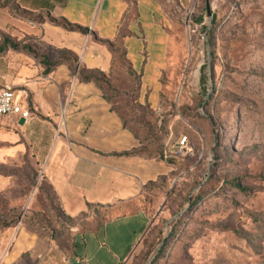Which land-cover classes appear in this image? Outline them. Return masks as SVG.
<instances>
[{
    "label": "crops",
    "instance_id": "obj_1",
    "mask_svg": "<svg viewBox=\"0 0 264 264\" xmlns=\"http://www.w3.org/2000/svg\"><path fill=\"white\" fill-rule=\"evenodd\" d=\"M169 1L0 0V87L25 90L31 116L0 118V164L34 159L65 220L60 231L37 221L1 232L0 264H123L138 246L151 190L172 169L166 157L126 156L136 137L80 78L107 75L118 49L139 81L138 104L161 111L164 80L184 61Z\"/></svg>",
    "mask_w": 264,
    "mask_h": 264
},
{
    "label": "rangeland",
    "instance_id": "obj_2",
    "mask_svg": "<svg viewBox=\"0 0 264 264\" xmlns=\"http://www.w3.org/2000/svg\"><path fill=\"white\" fill-rule=\"evenodd\" d=\"M169 7L184 61L164 80L162 110L138 104L137 79L118 49L99 77L138 152L166 157L172 169L153 189L150 225L123 264H264V0ZM182 137L186 151L174 157ZM19 220L58 231L65 222L42 167L27 155L0 164V233Z\"/></svg>",
    "mask_w": 264,
    "mask_h": 264
},
{
    "label": "built area",
    "instance_id": "obj_3",
    "mask_svg": "<svg viewBox=\"0 0 264 264\" xmlns=\"http://www.w3.org/2000/svg\"><path fill=\"white\" fill-rule=\"evenodd\" d=\"M26 99L27 92L25 90L16 91L9 86L0 87V118L17 119L23 122L29 120L30 113L23 103ZM186 148L187 139L182 137L178 140L172 155L179 157L186 151ZM20 224L21 220L17 222V226Z\"/></svg>",
    "mask_w": 264,
    "mask_h": 264
},
{
    "label": "trees",
    "instance_id": "obj_4",
    "mask_svg": "<svg viewBox=\"0 0 264 264\" xmlns=\"http://www.w3.org/2000/svg\"><path fill=\"white\" fill-rule=\"evenodd\" d=\"M31 21H33V22H39V20L37 19V18H32L31 19ZM51 23H53V24H55V25H59V24H56L55 22H52V21H50ZM61 25V24H60ZM64 28H66V29H68V30H75L74 28H71V27H66V26H63ZM2 46L0 47V50L5 46V44H7L6 42H7V40H6V38L5 37H3L2 38ZM13 46V45H12ZM14 47V46H13ZM58 62H55V63H53V64H51V65H55V64H57ZM101 75H103V74H100V73H92V74H89V75H86V76H84V77H81L80 79L81 80H84V81H90V80H93L99 87H100V81H99V77L101 76ZM137 79V78H136ZM137 82L139 83V81H138V79H137ZM101 88V87H100ZM116 110V109H115ZM117 111V110H116ZM122 119V118H121ZM123 121V120H122ZM124 123V122H123ZM187 139V138H186ZM126 156H128V155H145V154H141L140 152H138V151H135V152H133V153H130V154H125ZM159 158H161V157H159ZM170 165V164H169ZM47 185V184H46ZM231 185V188H234V189H236L237 191H239V192H245L246 190L244 189V188H241V186L240 185H238V184H235V183H231L230 184ZM47 187H48V189H49V191H50V187L47 185ZM151 192H152V194L151 195H153V191L151 190ZM50 193L52 194V196L55 198V196H54V194L50 191ZM55 201H56V198H55ZM56 204H57V202H56ZM58 206V205H57ZM59 208V207H58ZM59 211H60V209H59ZM60 216L62 217V219L64 220V218H63V216H62V214H61V212H60ZM35 225H36V223H33V224H31V225H28V226H31V228L32 229H34L35 228ZM5 227H9L8 225H4ZM162 251V250H161ZM160 251V252H161ZM159 255H160V253H157V255L154 257V259H153V261H156L157 260V258L159 257Z\"/></svg>",
    "mask_w": 264,
    "mask_h": 264
},
{
    "label": "water",
    "instance_id": "obj_5",
    "mask_svg": "<svg viewBox=\"0 0 264 264\" xmlns=\"http://www.w3.org/2000/svg\"><path fill=\"white\" fill-rule=\"evenodd\" d=\"M206 12H207V16L209 17V10H208V8H206ZM20 123H22V121H20Z\"/></svg>",
    "mask_w": 264,
    "mask_h": 264
}]
</instances>
